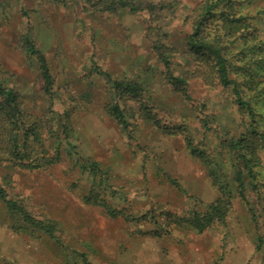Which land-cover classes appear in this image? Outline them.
I'll return each mask as SVG.
<instances>
[{
	"label": "rangeland",
	"instance_id": "obj_1",
	"mask_svg": "<svg viewBox=\"0 0 264 264\" xmlns=\"http://www.w3.org/2000/svg\"><path fill=\"white\" fill-rule=\"evenodd\" d=\"M89 1L0 0L3 77L22 95L30 122H40L45 140V151L37 148L33 156L42 167L0 162V183L8 178L9 197L56 227L51 236L0 201V264H264V147L254 168L259 185L246 178L245 201L235 190L234 168L222 143L247 129L230 91L197 79L189 84V97L177 93L153 47L160 41L177 49L171 59L179 75L178 66L191 60L185 41L193 27L186 18L203 0H182L165 31L149 30L146 14L97 12ZM246 1L244 11L264 41V0ZM27 34L47 57L51 96L36 59L21 48ZM244 48L239 42L234 52ZM247 62L248 75L261 83L254 106L264 130V49ZM110 78L138 80L145 89L141 110L137 101L125 100L128 129L107 110L115 98ZM143 104L151 120L142 117ZM67 117L74 126V156L57 133ZM189 141L207 151L210 167L192 154ZM79 158L109 172L114 190L108 207L87 203L95 180L75 165ZM227 185L233 192L225 223L199 232L183 220L191 209L223 197ZM153 213L158 220L151 221ZM147 214L150 219L142 220Z\"/></svg>",
	"mask_w": 264,
	"mask_h": 264
},
{
	"label": "trees",
	"instance_id": "obj_2",
	"mask_svg": "<svg viewBox=\"0 0 264 264\" xmlns=\"http://www.w3.org/2000/svg\"><path fill=\"white\" fill-rule=\"evenodd\" d=\"M246 2V0H203L194 7L186 18V23H191L193 27L192 33L185 41V53L191 60L186 65L178 66L179 75L174 74L171 59V55L178 53L177 49L160 41L153 47L164 63L167 82L177 93L189 97V84L197 79L202 80L209 88L230 91L239 112L245 117L247 129L240 137H231L222 143L228 149L227 153L234 168L235 190L243 200L249 201L246 178L253 181V184L250 183L252 186L259 185L258 173L254 171V168L260 160L258 152L264 147V130L260 128L257 120L260 114L254 106L258 98L256 88L261 83H258L251 74L248 75L246 69L250 68L247 59L254 58L263 51L264 41L260 39V28L254 23V18L244 11ZM89 6L97 12L110 14H118L122 11L146 14L150 24L149 30L159 28L165 31L176 20V10L182 6V0H90ZM239 42L244 44L245 48L235 53L234 48ZM20 45L25 55L36 59L40 78L44 82V91L51 96L54 78L47 57L37 48L30 34L22 38ZM2 72L0 65V162L11 161L27 169L40 168L42 164L34 160L33 156L37 148L45 151L43 127L39 121L30 122L22 95L7 84ZM109 82L115 98L107 105V110L123 128L128 129L131 125L130 108L125 100L131 98L137 101L141 110V96L145 89L140 86L141 83L138 80L110 78ZM247 90L252 92V96H245ZM147 111L148 108L143 104L142 117L151 120ZM61 122L57 133L69 142L72 149L68 155L74 156L72 150L75 147L70 141L74 126L70 117H67L65 122ZM188 144L192 154L210 167L207 151L194 147L190 141ZM58 154L59 157L60 152ZM75 165L82 173H88L95 180L90 194L86 197L87 203L108 207L107 197L112 196L113 189L109 172L103 171L99 163L92 160L86 161L79 158L75 161ZM8 183V178L3 184L0 183V201L5 208L18 214L26 224L36 229H44L54 236L55 224L39 219L20 201L10 198L5 187ZM232 192L229 185L225 186L223 197L206 204L202 210L191 209L188 211V217L183 220L199 232H204L216 224L225 223L232 208ZM118 213L119 211H115L114 214ZM145 218L150 219V214L143 216L142 220ZM180 219L182 218L177 217L175 220L179 223ZM153 220H158L154 213L151 221ZM259 240H262L261 236ZM261 247L262 245L259 246Z\"/></svg>",
	"mask_w": 264,
	"mask_h": 264
}]
</instances>
